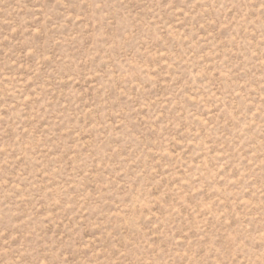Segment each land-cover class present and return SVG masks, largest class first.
<instances>
[{"label":"rangeland","instance_id":"obj_1","mask_svg":"<svg viewBox=\"0 0 264 264\" xmlns=\"http://www.w3.org/2000/svg\"><path fill=\"white\" fill-rule=\"evenodd\" d=\"M0 264H264V0H0Z\"/></svg>","mask_w":264,"mask_h":264}]
</instances>
